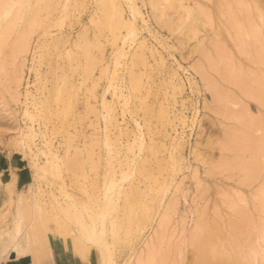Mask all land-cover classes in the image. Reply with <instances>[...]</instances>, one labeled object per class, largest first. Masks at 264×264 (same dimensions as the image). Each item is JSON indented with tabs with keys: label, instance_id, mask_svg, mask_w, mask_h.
Here are the masks:
<instances>
[{
	"label": "rangeland",
	"instance_id": "1",
	"mask_svg": "<svg viewBox=\"0 0 264 264\" xmlns=\"http://www.w3.org/2000/svg\"><path fill=\"white\" fill-rule=\"evenodd\" d=\"M65 1L26 0L23 3L17 2L12 5L10 10L28 8L27 14L24 11L23 17L20 16L21 19H17L19 22L15 23L17 24L15 28H13V24L12 27L10 26L15 33L16 26L18 29L19 25L17 32L19 31L20 34L21 31V36L28 32V28L30 29L29 37L25 34L28 38L24 39V41H28L26 42L28 46L24 42L27 50L24 44V47H21L19 37L16 43L24 51L18 50L16 44L13 49V40L15 42L19 35L17 32V34L11 35L13 31H10L11 36L8 40L1 36L8 42L5 43L2 39L4 42L1 44L4 45H0V65L3 66V69L0 67V258L11 257L26 264H32L25 247L32 243L34 234L39 233L41 235L50 234V236L45 244L47 255L40 259L37 264H53V260L60 258V254H66L65 257H62L63 264H99L94 248H89L80 254L63 242L64 245L62 244L61 249L58 250L60 245L58 239L69 236L67 231L71 234L73 226L60 222L59 214H56L55 208L52 209L54 207L52 202L55 198L63 204L65 200L69 199L67 198L69 194L80 208L84 204L90 207L87 210L82 208L84 215L88 214L89 210L91 212L98 207L97 198L101 195L100 188L103 186L102 181L108 166L103 140L108 138L111 145L112 169H114L113 175H111L114 180H119L122 170L128 169V167L133 170V164L130 167L129 161L134 157L138 161L137 164L143 166L142 168L151 174L149 177L136 172L123 182L122 187L125 188L123 191L131 192L133 189L132 196L130 193L127 196H130L128 201L133 202L132 200H134L135 202L140 197L138 200L140 203L132 208L134 211H131L129 222L128 219H126V223L123 221L124 209L122 208L125 207V199L122 200V194L113 195L117 205V211H113L114 217L117 216L116 218H119L120 222L122 219L121 224H126L123 228L127 227V232H124L125 230L120 227L119 236L115 240L112 239L114 241L108 240L110 237L113 238L109 233L106 235L107 240L113 242L110 244L112 247L110 250L112 251L111 259L113 258L110 264H154L155 262V264H159L158 261L161 260L160 264H167L166 256L173 255L172 250L174 248V251H177L176 248L184 237L177 236L182 227L181 217L186 214L188 219L184 234L187 233L188 226L192 224L193 208L197 203L196 201L202 197L198 193L207 189L206 193L209 191L208 195L215 197L223 189H230L232 186L230 183H221L218 180L221 174L216 175V173L221 171V168L220 170L215 168L216 171L213 170V174L209 175L203 172L207 166L212 165L210 162L216 164L224 155L218 146L224 142V133L222 132L227 130L229 126V129L232 128L231 130L240 128V126L237 125L238 121L236 122L235 119L221 122L220 118L210 110L211 106L216 103L219 105V103L213 102L212 90L209 89L208 82H206L207 78L203 77L202 70L200 74L204 79L198 73L199 67L206 70L208 76L210 75V80L212 78L213 81L215 80L219 91L222 90L220 91L221 94L226 92L224 94L232 95L225 99V105H227L225 107H228L229 111L234 113L244 107L243 110L247 119H251L250 117L264 119L262 118L264 117V105L258 102L259 105L256 99L253 100L247 95L243 96L244 94L239 92L241 91L239 90L240 87L232 81L235 75L238 77L242 73L241 77L245 79L243 82L248 84L246 86L253 82L249 86L250 88H247L251 92L259 90V86L262 85V77V81H264V59L262 60L264 57V0H242V3L246 2L245 5L241 3V0L239 2L242 5L237 0H181L185 7L177 9L173 8V4L180 0H159L153 4L149 0H133L134 2L132 0H130L131 2L129 0H67V4L64 3ZM233 1H237L235 3H239L240 6L235 5ZM112 3L118 7L116 10L119 9V12L116 11V13H119V16L113 14L115 7L111 10L113 5L110 7V4ZM63 5L68 6L64 17L61 13ZM130 5H134L136 10V6L138 7V13L133 15L134 19L131 16L133 13H130V10L133 12ZM242 6L245 9H242ZM32 9L34 10L32 11ZM230 9L239 18L237 19L238 27L255 32V36H258H253L254 38L261 35L258 39L263 41H260L263 43L260 47L263 48L262 50L257 48L252 50L250 48L252 43L249 42L251 45L247 44L246 46L243 43V37L237 36L233 29L235 24H232L228 19L227 11ZM12 10V14L17 12ZM30 11L33 13L30 14ZM11 13H9V17L12 15ZM245 13L247 16L243 15ZM59 15L62 17L61 22L53 25L46 35L39 36L41 30L51 24L50 22L53 24L56 16ZM112 15H116V17ZM249 16L252 20L249 19ZM141 17L142 19H140ZM47 18L49 23L46 22L47 25H45ZM162 18L168 20L165 21ZM160 19L167 23L160 22ZM210 19L212 20L209 22ZM103 20L107 21L106 24ZM31 21L33 23H30ZM127 21H131L132 26H130L132 28L136 27V29L134 28L136 36L134 40H129L123 44L121 38L127 31V23L124 24ZM251 22L255 26L249 25ZM23 30L24 32H22ZM6 33L8 34V32ZM235 37L236 39H234ZM236 40L238 43H243V46L241 47V44H238ZM196 43H199L197 47H195ZM120 48H122V55L119 62L114 66L113 56L120 51ZM219 49L221 50L219 51ZM227 50L232 51V53ZM15 51L20 52L16 53ZM254 51L256 52L253 53ZM14 53H16L15 56L12 55ZM256 53L261 56H257ZM254 54L256 55L253 56ZM227 59L232 63L229 64ZM222 61L226 63L223 64ZM227 63L228 65H226ZM211 64L216 68L218 67V70L214 71L215 67H211ZM232 64L237 68L232 67ZM228 66H230L229 68L232 67L231 70ZM227 70H230L231 74ZM219 71L222 74L221 77L228 73V75H224L225 78H222L223 81L219 77L220 74L217 75ZM5 72H12L11 77L9 76L10 73L5 75ZM259 72L263 74L261 78L257 77L260 75ZM256 73L257 75H255ZM245 75L249 77L246 79ZM253 75L256 78H253ZM15 76L19 79L15 80ZM252 78L254 81L249 80L248 82V79ZM228 79L230 81H227ZM234 84L238 88H235ZM262 91H264V86ZM229 98L231 99L229 100ZM103 103L110 115L106 120L102 116L103 113L106 114V110L102 108ZM25 110H28L30 114L26 115ZM251 124H249V128L253 127L254 130L250 128L251 131L248 130L249 135H247L248 139L254 135L252 137L254 140L249 139L252 142H250L251 145L257 143L253 148L249 147L253 153V149H257L260 142L264 145V132L257 130L258 126L254 127L256 125ZM261 124L259 127L264 126V123L262 126ZM28 132L29 136L24 137L23 134ZM257 132H260L263 137H260V133L257 136ZM255 136L259 137L258 140H255L257 139ZM139 142L143 144L141 151L136 149ZM30 150L31 152H29ZM32 152L36 153L35 157ZM136 152L140 153L137 154ZM196 153H200L198 157L202 154L204 159L202 161L195 159ZM242 153L244 155L249 152L245 150V153ZM53 154L55 155L54 158L59 161L52 158ZM171 154L174 158L172 161H170L169 156ZM258 154L259 152L256 154V159L259 157L257 160H254L255 157L250 160L249 157H253L250 154L247 155L248 158L244 156V158L232 159L233 166L237 162L240 164L244 159L247 165L251 161L253 163L254 160L259 167L263 163L260 168L255 164L253 167L259 168L260 172L264 173V154L263 157L258 156ZM70 156L74 159L73 161L76 160L77 164H80L77 165L76 161L74 164L79 167L72 163L69 164L74 165L70 167L75 170L73 172V169H67L69 165L66 164L68 165L66 166L64 163ZM50 158L61 165L58 169L59 174L53 173L48 166ZM259 160H263L262 163ZM174 161L176 165H173ZM34 163L44 164L45 171L37 168ZM238 164L237 166H239ZM136 166L138 167V165ZM169 166H174L173 168L176 170ZM237 166L236 168L233 167L234 170L236 169L235 171L227 170V172L238 173L237 171L242 168ZM193 168H197L200 173V184L196 183L192 177ZM130 169L128 170L131 173L132 170ZM224 171L223 173H227ZM241 171L243 173H238V176L233 177L234 182L236 179L244 177L241 175L245 173V169ZM170 175L173 178L172 186L167 191L164 190V194H161L165 187L164 184H167L166 178ZM258 184L260 182L254 179L247 190L238 188L237 195L241 193L240 195L243 197L247 196L251 199L253 192L259 187ZM156 188L159 190L157 191ZM194 188L198 190L197 193ZM149 189L150 191L147 192ZM214 190H219L216 191L219 193L217 194ZM154 191H157L155 193H159V195L155 196ZM140 192L144 193L145 196L144 194L140 195ZM65 193L67 194L66 197H64ZM186 194L187 197H185ZM152 195L155 198L153 196L154 200L150 201ZM234 196L236 195L234 194ZM194 197L195 201L193 200ZM159 198L161 199L159 200ZM199 201L202 203L203 199ZM168 205L169 209L172 206L175 212L172 209V211L169 210ZM23 206H28L26 215L19 213V208ZM143 206H146L144 210H142ZM166 210H169V213H166ZM171 212L174 215H170V220L161 222V217L167 219V214ZM222 212L224 214V210ZM163 214L166 216H162ZM223 214L222 216L227 218V215L224 216ZM121 216L123 217L120 218ZM132 216L136 220H141H134L136 222L130 228L128 224L130 220L133 222ZM164 221L167 222L164 224ZM261 221L264 223V216ZM138 222L141 226H138L140 225ZM136 223L138 224L136 225ZM133 226H136V229ZM128 227L129 230H136L134 231L136 233L131 231V234L128 233ZM225 227L221 228V230L225 229L224 233L222 232L224 235L228 233V230L231 231L229 225H225ZM227 227L229 228L227 229ZM169 233L173 234L170 235ZM53 234L56 235L53 236ZM162 234L164 237H161ZM263 234L264 232L261 233V236ZM17 238L22 242V251L19 250L16 243L18 242ZM177 238L179 239L178 242L176 241ZM224 241L227 244V241ZM249 241L243 237L239 238L240 243L249 242L243 243L244 247L251 243V240ZM263 242L261 240L259 244L256 243L259 252L257 255L256 251L254 255H256L255 257H262L264 261ZM24 244L26 245L24 246ZM165 245L166 247H164ZM173 246L175 247L173 248ZM165 249L168 251V255ZM155 250L160 254L163 251L161 254L163 257L157 254ZM151 255L153 259H150L154 263L148 261ZM251 255L253 256V253Z\"/></svg>",
	"mask_w": 264,
	"mask_h": 264
},
{
	"label": "bare ground",
	"instance_id": "2",
	"mask_svg": "<svg viewBox=\"0 0 264 264\" xmlns=\"http://www.w3.org/2000/svg\"><path fill=\"white\" fill-rule=\"evenodd\" d=\"M26 0H0V38H1V36H3V38L4 39H6V40H8V38L14 33V30H12L13 28H15V25H17V24H15V23H17V19H19L20 18V16L21 17H23V14H24V11H25V13L27 14V9L28 8H16L15 10L13 9H11L12 11H17L16 13H11V10H10V8L12 7V5L14 4V3H17V2H20V3H23V2H25ZM67 1V0H66ZM66 1L64 2L65 4H67L66 3ZM152 4L153 3H155V2H158L159 0H149ZM229 1V0H228ZM238 2H239V0H237ZM237 1H233L234 3L235 2H237ZM244 1V0H243ZM112 2V1H111ZM110 2V3H111ZM129 2H131L130 0H129ZM132 2H134L133 0H132ZM240 3V2H239ZM239 3L238 4H236L235 3V5H239ZM241 3H242V0H241ZM240 3V5H242V4H244V3H246V2H244V3H242L241 4ZM131 4V3H130ZM133 4V3H132ZM172 4V3H171ZM229 4H231V3H229ZM248 4V3H247ZM111 5H113V3L112 4H110V7H111ZM116 5V4H115ZM115 5H113L112 6V8H111V10H113L114 9V7H115ZM219 5V4H218ZM239 5V6H240ZM245 5V4H244ZM129 6V5H128ZM131 6V5H130ZM220 6V5H219ZM247 6V5H246ZM67 7L68 6H65V5H63V7L61 8V13L63 14V17L66 15L65 14V10L67 9ZM132 7V8H131ZM130 8L131 9H133L132 11L133 12H131V10H130V13H133L131 16H132V18H133V15H135L136 13H138V7L136 6V8H137V10L136 9H134L135 7H134V5H132ZM182 7H185V5L183 4V2L180 0V1H178V3H175V4H173V8H175V9H177V8H182ZM226 7V6H225ZM235 7H237V6H235ZM243 8L242 9H245V7L244 6H242ZM116 8H118V7H115V10H114V12H113V14H116V15H118L119 13H116V11L117 12H119L118 10L119 9H117L116 10ZM129 8V7H128ZM239 8V7H238ZM247 9V8H246ZM9 10H10V12H9ZM34 9H32V11H33ZM227 10H228V7H227ZM32 11H30L31 13L30 14H32L33 12ZM223 11V10H222ZM233 11V10H232ZM240 11V10H239ZM228 12V19H229V21L230 22H232V24L234 23L235 25H234V32L237 34V36L239 37H243V43H245L246 44V46H247V44L250 46L251 44L250 43H252L253 45H251L250 46V48L252 49V50H254V49H260V50H262L260 47H261V44L263 45V43H261L260 41H262V39L261 40H259L258 38H260V36L261 35H259V37L258 38H254L253 36H255V32L253 33V31H251V30H248V29H246V28H243V27H238V21H237V19H239L237 16H236V14L234 13V12H231V9L229 10V11H227ZM237 12H238V9H237ZM244 12H246V10H244ZM248 12H249V10H248ZM9 13H11L12 15L9 17ZM67 13V12H66ZM226 13V12H225ZM250 13V12H249ZM249 13H248V15H249ZM60 14V13H59ZM61 14V15H62ZM111 14H112V12H111ZM240 14V13H239ZM116 15H112V16H115L116 17ZM139 15H141L140 13H139ZM138 15V16H139ZM227 15V14H226ZM243 15H246V13L245 14H243ZM119 16V15H118ZM163 16V15H162ZM247 16V15H246ZM7 17H9V18H7ZM57 18H55V21L53 22V24H52V22H50L51 24H49L47 27H44L43 28V26H42V30H41V33L39 34V36H44V35H46L47 33H49V31H50V28L53 26V25H55V24H58L59 22H61L60 20H61V18L62 17H60V15L59 16H56ZM134 17H136V16H134ZM140 17V16H139ZM222 17H224V16H222ZM250 18V20H252V18H251V16H249ZM51 18V17H50ZM137 18V17H136ZM208 18V17H207ZM246 18V17H245ZM21 19V18H20ZM32 19V18H31ZM134 19V18H133ZM140 19H142V17L140 18ZM162 19H164V18H162ZM33 20V19H32ZM47 20H49L48 18L46 19V21H45V25H47V23H49ZM137 20V19H136ZM165 20V19H164ZM163 20V21H164ZM166 20H168V19H166ZM165 20V21H166ZM212 19H210V20H208L209 22L211 21ZM4 21V22H3ZM50 21H51V19H50ZM104 21V23L106 24V20H103ZM135 21V20H134ZM133 21V22H134ZM163 21H161V19H160V22H162V23H165V21L163 22ZM172 21V20H171ZM207 21V22H208ZM225 21H227V20H225ZM19 22V21H18ZM47 22V23H46ZM130 22L131 21H127V22H124V24H126L127 23V31L125 32V34H124V36H122V42H123V44L125 43V42H127V41H129V40H134V38H135V34H136V31H135V29H136V27H131L132 25L130 24ZM30 23H33V21H31ZM167 23V22H166ZM165 23V24H166ZM240 23V22H239ZM14 25V27L11 29V27ZM108 24V23H107ZM133 24H135V23H133ZM211 24V23H210ZM247 24H249V23H247ZM246 24V25H247ZM251 24H253L252 22L249 24V25H251ZM129 25V26H128ZM131 25V26H130ZM11 26V27H10ZM126 26V25H125ZM135 26V25H134ZM230 26H233V25H231L230 24ZM240 26H241V24H240ZM253 26H255L254 24L252 25V27ZM8 27H10L9 29H8ZM29 27V26H28ZM251 27V28H252ZM135 28V29H134ZM18 29H19V25H18ZM17 26H16V31H15V33L17 32ZM27 29V28H26ZM25 29V30H26ZM255 29V28H254ZM190 30V29H189ZM253 30V29H252ZM10 31H13L12 33L10 32ZM28 32L27 33H25L27 36L29 35V31H30V29L28 28V30H27ZM259 31V30H258ZM258 31H256V33L258 32ZM6 32H8V34H9V32L11 33V35L9 34V36H8V34L6 33ZM22 32H24V30L22 31ZM14 33V34H15ZM18 34H19V31L17 32ZM16 33V34H17ZM21 31H20V34L16 37V39H15V42H14V40H13V43H14V47H13V49L16 47V45H18V43H16V42H18V40H17V38L19 37L20 39V43H21V47H24L25 46V49L27 50V46H28V44L26 43V42H28V41H24V39H27L28 37H26V35L23 33V35L21 36ZM53 34V33H52ZM258 34V33H257ZM260 34V33H259ZM7 36V37H5V36ZM49 35V34H48ZM232 35V34H231ZM21 36V37H20ZM233 36V35H232ZM231 36V37H232ZM258 35H256L255 37H257ZM38 37V36H37ZM3 38H1L0 39V45H4V44H1V42H4L5 41V43H7L6 42V40H4ZM22 38H23V40H22ZM4 41H3V40ZM232 40H233V38H231ZM234 39H236V37L234 38ZM240 39H242V38H240ZM240 39L238 40L239 42H240ZM38 40V39H37ZM54 40V39H53ZM22 41V42H21ZM237 41V40H236ZM238 41H237V43H238ZM24 42L26 43V45L24 44ZM250 42V43H249ZM263 42V41H262ZM19 43V44H20ZM232 43H234V42H232ZM243 43L241 44V43H238V44H241V47L243 46ZM16 44V45H15ZM23 44H24V46H23ZM199 45V43H196V45H195V47H197ZM18 47H19V45H18ZM16 47L18 50L19 49H22L21 47ZM35 47V46H34ZM121 47V46H120ZM217 48V47H216ZM225 49V48H224ZM228 49V48H227ZM242 49V48H241ZM247 49V48H246ZM16 50V49H15ZM25 50V51H26ZM34 50V49H33ZM32 50V51H33ZM118 50H119V48H118ZM121 50H122V48H120V51L118 52V53H116L113 57V62L115 63V64H113L114 66L119 62V58H120V56L122 55L121 54ZM201 50H202V48H201ZM207 50V49H206ZM205 50V51H206ZM210 50V49H209ZM218 50V49H217ZM221 49H219V51H220ZM244 50H245V45H244ZM14 51V50H13ZM20 51H24V49H22V50H20ZM20 51H15L16 53H18V52H20ZM35 51V50H34ZM33 51V52H34ZM117 51V50H116ZM205 51H204V53H205ZM208 51V50H207ZM206 51V52H207ZM227 51H229V52H231L232 53V51H230V50H227ZM241 51V50H240ZM248 51V50H247ZM223 52H224V50H223ZM256 51H254L253 53H255ZM263 52V51H262ZM16 53H14V54H12V55H14L15 56V54ZM122 53H123V51H122ZM203 53V54H204ZM225 53H226V51H225ZM230 53V54H231ZM249 53V52H248ZM205 54H207V53H205ZM227 54H229V53H227ZM257 54V53H256ZM256 54H254L253 56H255ZM261 54V53H260ZM232 55V54H231ZM248 55V54H247ZM259 54H257V56H258ZM263 55H264V53H263ZM206 56V55H205ZM209 56V55H208ZM222 56H224V55H222ZM221 56V57H222ZM259 56H261V55H259ZM246 57V56H245ZM251 57V56H250ZM207 58V57H206ZM260 58V57H259ZM222 59V58H221ZM223 59H224V57H223ZM222 59V60H223ZM264 59V57L262 58V60ZM210 60V59H209ZM225 60V59H224ZM223 60V61H224ZM228 60V59H227ZM230 60H232V59H230ZM212 61V60H211ZM222 61V62H223ZM229 61V60H228ZM222 62H220V64L222 63ZM230 62V61H229ZM234 62V61H233ZM238 62V61H237ZM210 63H212V62H210ZM209 63V64H210ZM226 62H223V64H225ZM232 62H230L229 64H231ZM256 63H258V62H256ZM239 64V63H238ZM259 64V63H258ZM261 64V63H260ZM199 65V64H198ZM201 65V64H200ZM208 65V64H207ZM206 65V66H207ZM222 65V64H221ZM226 65H228V63L226 64ZM239 65H243V64H239ZM238 65V66H239ZM202 66V65H201ZM210 66V65H209ZM213 65L211 64V67H212ZM217 66V65H216ZM224 66V65H223ZM222 66V67H223ZM231 66V65H230ZM230 66H228V68L230 67ZM262 66V65H261ZM0 67H1V65H0ZM3 67V66H2ZM1 67V68H2ZM211 67H209V69L211 68ZM213 67H215V66H213ZM232 67H234L233 66V64H232ZM231 67V68H232ZM248 67V66H247ZM263 67V66H262ZM200 69H198V70H200V71H198V73L200 74L201 73V70H202V74L204 75L203 77L204 78H207L206 80V82H208L207 84H208V86L210 87L209 89H211L212 90V94H213V96H214V98H213V102L215 101H217L218 103H219V105H217V103L214 105V106H208V107H210V110H212L213 111V113L215 114V115H217L219 118H220V121L222 122L223 120H230V119H235L236 120V122L238 121V123H237V125L238 126H240V128L238 127V128H235V129H233V130H231V129H229L230 128V126H229V128L227 129V130H222L223 132L222 133H224L223 134V136H224V138H223V141L224 142H222V144H220V145H218V146H220L219 148L221 149V151L222 152H224V155H223V157L218 161V162H216V164H214L213 162L211 163L210 162V164H212L211 166L209 165V166H207L204 170H203V172H205V174L206 175H209V174H213V170H215V168H219L218 170H220V168H221V171H219L218 173H216V175H218L219 173L221 174H219L220 176L218 177V180L221 182V183H230V185H232V186H230L231 188L230 189H223L222 191H221V193H217L216 191H219V190H214V192H216L218 195L217 196H215V197H213V196H211L210 197V195H208V193H209V191H208V193H206V191H207V189L206 190H202V192L200 193H198L199 195H201L202 197H200V199L202 200L203 199V202L202 203H199L200 201V199L198 200V201H196L197 203L195 204V207L193 208V211H192V213H193V217L191 218V221H192V224L191 225H189L188 226V231H187V233L186 234H184V232L186 231V227H187V225H188V219H187V215L185 214V215H183L181 218V222H182V227L179 225V227H181L179 230H180V234H179V231H178V235L177 236H179L180 235V237L182 236H184L183 237V240L181 239L180 240V242H179V244H178V247L176 248L177 249V251L175 250L174 251V247L175 246H173V250H172V252H173V255H169L168 257L166 256V259H167V261H168V263L167 264H264V261H263V258L262 257H255L256 255H254L255 253H256V251H257V255H258V247H257V244L256 243H258L259 244V242L262 240V241H264V234H263V236H261V233L262 232H264V223H262V217L264 216V173H262V172H260V170H259V168L261 167V165L263 164L262 163V161L263 160H259V162L261 161V163H258V164H261L260 165V167L258 166V165H256L255 163H257L256 161L254 162V160H257L259 157L258 156H262L263 154H262V151L264 152V145H262V142H260L259 143V147L257 148V149H253V153H251V149H249V147H252L253 148V146L255 145H257V143H254V145H251V139H253L254 140V138H249L248 139V130H250V128H249V126L250 125H252L251 123H253L254 125H256V126H254V127H257L256 129L257 130H259V131H263L264 132V129H263V127H259V124H263L264 123V119H259V118H261V117H257V119L256 118H254L253 119V117H250L251 119H247L246 118V115L244 114V110H243V108L244 107H242V108H240V109H238L236 112H231V111H229L227 108L228 107H225V106H227V105H225V99H228V97L229 96H232V95H227V94H224V93H226V92H223L222 94H221V92L220 91H222V90H220L219 91V89L217 88V86H216V82H215V80L213 81L212 79L210 80L209 79V76H208V74H207V72H206V70L205 69H201V68H203V67H199ZM207 68V67H206ZM231 68H229L230 70H231ZM234 68H237V67H234ZM261 68V67H260ZM3 69V68H2ZM216 69L218 70V67L216 68H214L213 70L214 71H216ZM222 69V68H221ZM224 69V68H223ZM226 69V68H225ZM241 69V68H240ZM240 69H236V70H240ZM211 70V69H210ZM230 70H227V72H230V74H231V71ZM257 70H258V68H257ZM260 70V69H259ZM234 71V70H233ZM242 71V70H241ZM13 73H14V71H12ZM12 72H5L4 74L6 75V73H10V77H11V74H12ZM238 73H239V71H237ZM249 72V71H248ZM251 72V71H250ZM260 72H262V71H260ZM259 72V73H260ZM16 73H17V71H16ZM237 73V74H238ZM253 73V72H252ZM3 74V73H2ZM202 74H200L201 75V77H202ZM219 74H220V71H219V73H217V75L219 76ZM242 74V73H241ZM241 74H240V76H238L237 77V75H233L234 76V78L232 79V81H233V83L235 82V84H237L240 88H239V90H241V91H239V92H242V94H244L243 96H245V95H247L248 97H251V99H256L257 100V103L258 102H260V104L262 103L263 105H264V91H262V89H263V82L264 81H262V79H263V77H262V79H261V84L262 85H260V82L258 81L260 78H261V76H263V74L262 73H260V75H257V73L255 74V75H257V77L259 76L260 78L256 81L260 86H261V90H260V86H259V90H255V91H253V92H251V91H249L247 88H250L249 86H251V84L253 83V82H250L251 84L249 85V86H246V85H248L247 83L245 84L243 81L245 80L243 77H241ZM245 74V73H244ZM250 74V73H249ZM221 75L222 74H220V78H221V81H223L222 80V78L224 77V75H228V73H225L224 75H223V77H221ZM243 75V74H242ZM4 77V76H3ZM14 77V76H13ZM12 77V78H13ZM16 77V76H15ZM20 77V76H19ZM202 77V78H203ZM231 77V76H230ZM240 77H241V79H240ZM249 77V76H248ZM248 77H246V75H245V78L247 79ZM203 78V79H204ZM225 78V77H224ZM227 78H229V77H227ZM253 78H256V77H254V75H253ZM253 78L252 79H248V82H249V80H253ZM3 79V78H2ZM15 79V78H14ZM13 79V80H14ZM19 78H17L16 77V79L15 80H18ZM244 79V80H243ZM226 80V79H225ZM224 80V81H225ZM256 80V79H255ZM227 81H230L229 79L227 80ZM247 81V80H246ZM254 81V80H253ZM17 83V82H16ZM232 83V84H233ZM223 84V83H222ZM228 84H230L229 82H228ZM231 84V85H232ZM234 84V86H235V88H238V86H236ZM257 85V84H256ZM230 86V85H229ZM233 86V85H232ZM255 86V85H254ZM257 86V87H258ZM219 87H220V85H219ZM223 89H225L224 87H222ZM229 89V88H228ZM253 90H254V88H252ZM251 89V90H252ZM233 90V89H232ZM229 91H231V90H229ZM228 92V91H227ZM232 92H234V90L232 91ZM231 92V93H232ZM233 96H235L234 95V93H233ZM247 96H246V98H247ZM239 97H241V96H239ZM235 98V97H234ZM234 98H232V99H234ZM215 99V100H214ZM231 98H229V100H230ZM249 99V98H248ZM240 101V100H239ZM233 103V102H232ZM234 103H236V102H234ZM238 103V102H237ZM241 104V103H240ZM259 104V103H258ZM259 104V105H260ZM229 105V104H228ZM238 105V104H237ZM242 105V104H241ZM104 106H106L104 103L102 104V108H104ZM230 106V105H229ZM262 106V105H261ZM239 107V106H238ZM237 107V108H238ZM105 110H106V107L104 108ZM109 110H106V114L105 113H103V118H105V120L106 119H108V117L110 116L109 115V112H108ZM233 111V110H232ZM24 113L27 115V114H30L29 113V111L28 110H25L24 111ZM109 115V116H108ZM249 116H250V114H249ZM260 116H261V114H260ZM255 117V116H254ZM262 118H264V117H262ZM234 120V121H235ZM250 121V122H249ZM250 124V125H249ZM262 124H261V126H262ZM225 126H226V124H225ZM233 126V125H232ZM227 127V126H226ZM252 130H254L253 129V127L251 128ZM238 131V132H237ZM251 131V130H250ZM256 132V131H255ZM258 133H260V132H257L256 133V135L258 136ZM248 134V135H247ZM251 134V133H250ZM24 135V137L25 136H29V132L28 133H24L23 134ZM32 135V134H31ZM30 135V136H31ZM222 135V134H221ZM260 137H263L262 136V134L260 133ZM141 136V135H140ZM257 136H255L256 138H257ZM28 138V137H27ZM137 138V137H136ZM141 138V137H140ZM139 138V139H140ZM259 138V137H258ZM258 138L257 139H255V140H258ZM108 139V138H107ZM106 138H104V140H103V148H104V151H105V153H106V157H107V159H106V161H107V163H108V166H107V168H106V172H105V174H104V179H103V181H102V184H103V186H102V184H101V186L103 187H101L100 188V190H101V195H100V197L99 198H97L98 199V207H96V209H94V210H92L91 212H93V213H91L90 212V210H89V213H91V214H85L84 215V212L82 211V208L83 209H85V210H87L88 208H90L89 206H87L86 204H84L81 208L79 207V205L72 199V197L68 194H64L65 196L64 197H66V195H67V198H69L68 200H65V202L62 204V203H60V201H58V200H56L55 198V200L53 199V205L52 206H54L52 209L54 210V208H55V212H57L56 214H59V219L61 220L60 222H64L65 224H71V226H73V232L70 234L69 233V231H67L68 232V234L67 235H69V236H67L66 238H59V236H58V241H59V248H58V250H60L61 249V246H62V244H63V242H64V244H66V246H69L70 248H73L72 250H74V251H77L78 253H80V254H83L85 251H87L89 248H94L95 250H96V253H97V258H98V261H99V264H110V262L112 261V259H111V253H112V251H110L111 250V248L112 247H110L111 245V243L113 244V242H109V241H114L115 239H116V237L117 236H119L118 235V233L120 232L119 230H121V228L120 227H122V229H124L123 228V226H125L124 224L122 225L121 223L124 221L125 223H126V219H128V222H129V217H130V215L132 214V208H134V205H137V203L139 204L140 203V201H138L139 200V198L140 197H138V199H137V201H135L134 202V200H132L133 202H130V201H128V198L130 197H127L128 195H129V193H130V195L132 196V190H131V192H125V191H123L124 189H123V187H122V185H123V182L124 181H126V180H128L129 179V176H131V175H134L136 172H139V173H141V174H143L144 176H151V174H150V172H148L147 170H145L144 168H142L143 166H141V165H139V164H137L138 163V161H136V159H134V158H132L130 161H129V163H131V165H130V167L132 166V164H133V170L132 169H130L129 167H128V169H130V170H132L131 171V173L133 172V174H131L130 173V171L126 168L125 170H122L121 171V173H120V177L118 178L119 180L118 181H116V180H114V178L112 177V173L114 172V169H112L113 167V164H112V158H111V145H110V140L108 139L107 140ZM210 139V138H209ZM261 139V138H260ZM252 140V141H253ZM136 141V140H135ZM141 141H142V139H141ZM211 141V140H210ZM220 141V140H219ZM260 141V140H259ZM30 142V141H29ZM251 142V143H250ZM211 143V142H210ZM213 143V142H212ZM263 143H264V141H263ZM262 145V146H261ZM137 147H136V149H138L139 151H141L142 150V148H143V144L142 143H140L139 142V144H137L136 145ZM29 148V147H28ZM137 150V151H138ZM245 150H247L249 153L248 154H250V156L252 155L253 156V154H254V152H255V150H257V152H255V155L253 156V157H249L250 158V160H252L251 158H254V160H253V163H252V161L251 162H249V164H251V166H248L246 163H245V159L244 160H242L243 162H241L240 164H238L239 162H237L236 164H235V166H233V161H232V159L234 160V159H236L237 157H243L244 158V156L245 157H247V155L248 154H246L245 153ZM39 151H41V150H39ZM38 151V152H39ZM151 151V150H150ZM29 152H31V150L29 151ZM132 152H133V150H132ZM148 152V151H147ZM242 152H244L245 154L243 155V153ZM259 152V154H258V158L256 159V154ZM134 153V152H133ZM132 153V154H133ZM137 153V152H136ZM140 152H138L137 154H139ZM243 155H241V154ZM200 154V153H199ZM198 153H196V155L197 156H195V159H198V161L199 160H203L204 159V156L201 154L199 157H198V155H199ZM32 155H34V157L36 156V153L34 154L33 152H32ZM135 155V154H134ZM232 157H231V156ZM170 156V161H172L174 158H173V155L171 154V155H169ZM249 156V155H248ZM52 157V156H51ZM55 157V155L53 154V159H55L54 158ZM137 157V156H136ZM263 157V156H262ZM248 158V157H247ZM51 160V158H50V162H48L49 163V167H50V169L52 170V172L53 173H55V174H59L58 172H60V171H58V169H59V166H61L59 163H57L56 161H59L58 159H55L56 161H54V160ZM71 156L68 158L67 157V159L65 160V165L66 164H70V163H72V164H74V162L76 161H73L74 159H72V161H71ZM194 159V160H195ZM219 159V158H218ZM34 160V159H33ZM247 160H249V159H247ZM196 161V160H195ZM200 161V162H201ZM214 161V160H213ZM141 162V161H140ZM139 162V163H140ZM175 162V161H174ZM208 162V161H207ZM248 162V161H247ZM129 163H128V166H129ZM173 163V162H172ZM172 163H170L171 165H172ZM206 163V162H205ZM71 164V165H72ZM76 164H77V161H76ZM76 164H74V165H76ZM176 165V162L175 163H173V165ZM209 164V163H208ZM237 164L239 165V166H237ZM256 165V166H258L259 168H254L253 167V165ZM34 165L37 167V168H39V169H41V170H43V171H45V167H44V164L43 165H39V164H37V163H34ZM68 165H66V166H68ZM71 165H69L68 167L69 168H67V169H73V167L72 168H70L71 167ZM74 165H72V166H74ZM77 165H80L79 163L77 164ZM76 165V166H77ZM136 165H138V167L136 166ZM148 165V164H147ZM141 168H140V167ZM236 166L239 168H242L241 170H243L244 171V169H245V173L244 174H242L241 176H244V177H241V178H239L238 180L236 179V181L234 182V178L233 177H236V176H238V173H243L241 170H239V171H237L238 173H230V172H227V170H229V171H235L234 170V168H236ZM77 167H79V166H77ZM76 167V168H77ZM136 167V168H135ZM170 167V166H169ZM174 167V166H173ZM173 167H170L171 169H173V170H176V169H174ZM187 167H189L188 165H187ZM196 167V166H195ZM234 167V168H233ZM75 168V167H74ZM176 168V167H175ZM244 168V169H243ZM263 168V167H262ZM194 169V168H193ZM70 170V171H71ZM79 170V169H78ZM149 170V169H148ZM172 170V171H173ZM223 170H225L227 173H223ZM256 170H259V171H257L256 172ZM73 171H75L74 169L72 170V172ZM113 171V172H112ZM216 171V170H215ZM224 171V172H225ZM171 172V171H170ZM175 172V171H174ZM259 172V173H258ZM172 173V172H171ZM215 173V172H214ZM258 173V174H257ZM112 174V175H111ZM173 175H174V173H172ZM204 174V173H203ZM202 174V175H203ZM215 175V174H214ZM214 175H212V176H214ZM142 176V175H141ZM167 176V175H166ZM205 176V175H204ZM192 177L194 178V180H195V182L196 183H199V177H200V173L198 172V169L196 168V169H194V171H193V173H192ZM202 177V176H201ZM130 179H131V177H130ZM172 176L170 175V176H168L167 178H166V181L165 182H167V184L165 185L164 184V189L161 191L162 193L161 194H164L163 193V191L164 190H168V189H170V186H172L171 185V183H172ZM214 179V178H213ZM217 179V178H216ZM255 179V181H256V179H257V182H260V184H258L259 185V187L257 188V190L255 191V192H253V194H252V196L253 197H251V195L249 194V193H247L248 194V196L250 195V197H251V199L250 198H248L247 196H245V197H243L242 195H240V194H238L237 195V189L239 188V189H244V190H247V188H250V186H251V184H252V182H253V180ZM149 180V179H148ZM228 180H231V182H228ZM216 181V180H215ZM217 182V181H216ZM220 182H218V183H220ZM195 183V184H196ZM200 184V183H199ZM162 185V184H161ZM161 185H160V187H161ZM197 185V184H196ZM215 185V184H214ZM213 185V187H215ZM220 185V184H219ZM179 186V185H178ZM194 186V185H193ZM204 186V185H203ZM217 187H218V185H216ZM257 186V185H256ZM63 186H61V189H63L62 188ZM121 187H122V190H121ZM159 187V188H160ZM162 187H163V185H162ZM225 187V186H224ZM223 187V188H224ZM227 187H229L228 185H227ZM226 187V188H227ZM153 188V187H152ZM159 188H156V190L158 191L159 190ZM195 188H196V186H195ZM194 188V189H195ZM198 188V187H197ZM211 188V187H210ZM255 188V187H254ZM127 189V188H126ZM161 189V188H160ZM213 189V188H212ZM218 189V188H217ZM196 190V189H195ZM123 191V192H122ZM150 191V189L147 191V192H149ZM157 191H154V193L155 192H157ZM189 191V190H188ZM197 191L198 190H196L195 192L197 193ZM147 192H146V195H148L147 194ZM160 192V191H159ZM251 192V191H250ZM119 193V194H118ZM151 193H153V192H151ZM150 193V194H151ZM153 193V194H154ZM211 193H212V190H211ZM245 193V194H246ZM114 194H118V195H120V194H122L121 196H123V197H121L122 198V200H124L125 199V201L124 202H126L125 203V207H123L122 209H124L123 210V213H122V215L124 216V218H125V220H124V218H123V221H122V219H121V222L119 221V218L117 219L116 217H114V212H115V210L117 211V205H116V202L114 201V198H113V195ZM143 195L144 193H141L140 192V195ZM234 194L236 195V196H234ZM117 195V196H118ZM134 195V194H133ZM155 196L156 195H159V193L158 194H154ZM154 195H152V198H150L151 197V195H150V197H148V198H150L149 200L150 201H153L154 200V198H155V196ZM194 195V194H193ZM198 195V196H199ZM216 195V194H215ZM219 195H222L221 197H218ZM144 196H145V194H144ZM153 196H154V198H153ZM195 196V195H194ZM207 196V197H206ZM134 197V196H133ZM158 197V196H157ZM185 197H187V194H186V196ZM184 197V198H185ZM216 197H218V198H216ZM66 198V199H67ZM117 198V197H116ZM119 198V197H118ZM117 198V199H118ZM131 199H133V198H131ZM157 199V198H156ZM161 198H159V200H160ZM195 199V197L193 198V200ZM250 199V200H249ZM197 200V199H196ZM195 201V200H194ZM193 201V202H194ZM123 202V203H124ZM193 202L191 203V205L193 204ZM210 202V203H209ZM86 203V202H85ZM173 203H174V201H173ZM127 204V205H126ZM169 204V203H168ZM197 204H199V205H197ZM170 205V204H169ZM169 205L167 206L168 207V209H169ZM171 205H172V203H171ZM139 206V205H138ZM28 206H23V207H20L19 209V213H20V215L22 214V213H24V215H26V208H27ZM144 207H146V206H143V208H142V210H144ZM171 207V209H172V206H170ZM174 207V206H173ZM189 207V206H188ZM166 208V207H165ZM171 209H169V210H171ZM185 209V208H184ZM141 210V211H142ZM147 209L145 208V211H146ZM168 210V211H169ZM173 210V212H175L174 211V209H172ZM171 210V211H172ZM222 210H224V214H223V212H222ZM114 211V212H113ZM134 211V210H133ZM167 210H166V213H169ZM187 211H188V209H187ZM113 212V213H112ZM190 212V211H189ZM144 213V212H143ZM126 214V215H125ZM171 214H173L172 212L170 213V214H167L168 216V218L167 219H165V218H163V217H161L162 218V221H161V218H160V221L161 222H163V220H170L169 219V217H170V215ZM183 214H184V212H183ZM222 214L225 216V214L227 215V218L226 217H223L222 216ZM88 215V216H87ZM174 215V214H173ZM190 215H191V213H190ZM189 215V216H190ZM123 216H121L120 218H122ZM135 216V215H134ZM162 216H166L165 214H163ZM131 218H133V216L131 217ZM133 220V222H134V220H136L135 219V217L132 219ZM137 220H139V219H137ZM136 220V221H137ZM141 220V219H140ZM139 220V221H140ZM135 221V222H136ZM176 221V220H175ZM127 222V223H128ZM133 222H131V220H130V223L128 224V225H130L129 227L131 228V225H134L135 224V222L133 223ZM160 222V223H161ZM167 221H164V224L166 223ZM133 223V224H132ZM139 224H140V222H138ZM138 223H136V225L138 224ZM171 223V222H170ZM180 223V222H179ZM162 224V223H161ZM62 225V224H61ZM122 225V226H121ZM127 225V226H128ZM225 225H229V227H230V229H231V231H229L228 230V233H226L225 235L223 234L224 232V230H221V228H226L225 227ZM138 226H141V224L140 225H138ZM137 226V227H138ZM165 226V225H164ZM173 226V225H172ZM171 226V227H172ZM224 226V227H223ZM128 227V230L130 229ZM170 227V228H171ZM229 227H227V229L229 228ZM127 228V227H126ZM126 228L124 229L125 231L124 232H127L126 231ZM133 228H135L136 229V226H133ZM139 228V227H138ZM139 229H141V228H139ZM175 229H176V227H175ZM133 230V229H132ZM129 230L128 231V233H130V231L132 232V233H136V232H134V231H136V230ZM172 231V230H171ZM66 232V233H67ZM168 232H170L169 230H168ZM223 232V233H222ZM56 234H58L57 232H55ZM110 234L113 238H111L110 237V235H108L110 238H108V240H107V238H106V235L107 234ZM174 233V232H173ZM173 233H171V234H173ZM56 234H53V236H55ZM131 234V233H130ZM168 234V233H167ZM170 234V233H169ZM170 234V235H171ZM231 234H234L232 237L230 236ZM58 235H60V234H58ZM134 236H135V234H133ZM49 236H50V234H39V233H35L34 234V238H33V241H31L32 243L31 244H29V246H27V247H25V249H26V251L28 252V254H29V256H30V262L32 261V264H37V262L40 260V259H42L44 256H46L47 254H46V250H45V244L47 243V241H48V238H49ZM169 236V235H168ZM173 236V235H172ZM176 236V237H177ZM161 237H164L163 236V234H162V236ZM160 237V238H161ZM246 238V240L248 239V241L249 240H251V243L247 246V247H244V245H243V243H240L239 242V238ZM169 238H171V236H169ZM179 238V237H178ZM176 239V241L177 240H179V239ZM57 239V238H56ZM111 239V240H110ZM112 239H114V240H112ZM119 239V238H118ZM167 239H168V237H167ZM17 240H18V238H17ZM161 240H162V238H161ZM175 240V239H174ZM224 240H226L227 242V244H225L224 242ZM254 240V241H253ZM167 241H169V240H167ZM172 241V240H171ZM159 242H160V240H159ZM172 242H174V241H172ZM178 242V241H177ZM250 242V241H249ZM249 242H247V243H249ZM17 243V245L19 246V250H23V247H22V242L21 241H19L18 240V242H16ZM16 243H15V245H16ZM115 243V242H114ZM246 243V242H245ZM244 243V244H245ZM246 243V244H247ZM264 243V242H263ZM63 244V245H64ZM153 244V243H152ZM151 244V245H152ZM174 244H175V242H174ZM26 244H24V246H25ZM167 245V244H166ZM166 245L164 246V247H166ZM150 246V245H149ZM168 246H169V243H168ZM171 247V246H170ZM245 249H244V248ZM68 248V247H67ZM169 248V247H168ZM225 248V249H224ZM151 249V248H150ZM154 249V248H153ZM68 250V249H67ZM66 250V251H67ZM71 250V249H70ZM163 250V249H162ZM166 250V249H165ZM153 252H154V250H152ZM152 251H149V252H152ZM156 251V250H155ZM164 251V250H163ZM163 251H162V253L161 254H163ZM170 251V250H169ZM20 252V251H19ZM160 252H161V250H160ZM165 252V251H164ZM167 250H166V254H167ZM171 252V251H170ZM170 252H169V254H170ZM175 252V253H174ZM76 253V252H75ZM156 253H157V251H156ZM251 253H253V256L251 255ZM155 254V253H154ZM157 254H160V253H157ZM160 254V255H161ZM165 254V253H164ZM260 254V253H259ZM153 255V254H152ZM152 255L149 257V259L151 258V259H153V257H152ZM168 255V254H167ZM66 256V254H60V258H55L54 260H53V264H63L62 263V257H65ZM154 256V255H153ZM156 256V255H155ZM162 256V255H161ZM164 256V257H165ZM260 256V255H259ZM113 257V256H112ZM163 257V256H162ZM71 258V257H70ZM145 259H147V256H145ZM148 260L149 262H153L152 260ZM166 259H165V261H166ZM155 260H157V259H155ZM141 261V260H140ZM162 261V260H161ZM161 261H158V262H160L161 263ZM163 261H164V258H163ZM170 262V263H169ZM144 263V262H143ZM146 263V262H145ZM154 263V262H153ZM156 263V262H155ZM154 263V264H155ZM159 263V264H160ZM113 264V263H112ZM140 264H142V263H140ZM150 264V263H149ZM165 264V263H164Z\"/></svg>",
	"mask_w": 264,
	"mask_h": 264
},
{
	"label": "crops",
	"instance_id": "3",
	"mask_svg": "<svg viewBox=\"0 0 264 264\" xmlns=\"http://www.w3.org/2000/svg\"><path fill=\"white\" fill-rule=\"evenodd\" d=\"M0 264H26V263L21 262L15 258L5 257V258H0Z\"/></svg>",
	"mask_w": 264,
	"mask_h": 264
}]
</instances>
